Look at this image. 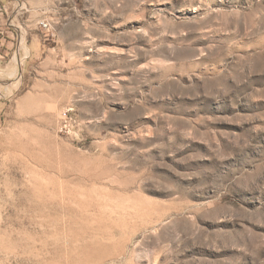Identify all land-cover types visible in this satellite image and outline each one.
<instances>
[{"label":"rangeland","instance_id":"obj_1","mask_svg":"<svg viewBox=\"0 0 264 264\" xmlns=\"http://www.w3.org/2000/svg\"><path fill=\"white\" fill-rule=\"evenodd\" d=\"M45 21L75 58L58 106L2 111L0 264H264V0Z\"/></svg>","mask_w":264,"mask_h":264},{"label":"crops","instance_id":"obj_2","mask_svg":"<svg viewBox=\"0 0 264 264\" xmlns=\"http://www.w3.org/2000/svg\"><path fill=\"white\" fill-rule=\"evenodd\" d=\"M50 11L51 0H6L0 5V42L8 54L4 62L5 56L0 54V128L7 105L20 116L45 107V101H55L52 105L58 106L68 60L75 57L72 53L67 56L65 38L60 36L63 32L50 33L51 29L41 25Z\"/></svg>","mask_w":264,"mask_h":264},{"label":"built area","instance_id":"obj_3","mask_svg":"<svg viewBox=\"0 0 264 264\" xmlns=\"http://www.w3.org/2000/svg\"><path fill=\"white\" fill-rule=\"evenodd\" d=\"M41 25L48 30L51 28L50 23L47 21H42ZM70 110H72V108H69L62 113L63 123L61 126V131L63 132H70L72 130L74 119L69 113Z\"/></svg>","mask_w":264,"mask_h":264}]
</instances>
